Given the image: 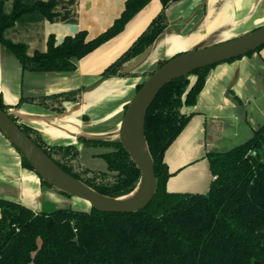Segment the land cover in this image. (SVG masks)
<instances>
[{"label":"trees","instance_id":"1","mask_svg":"<svg viewBox=\"0 0 264 264\" xmlns=\"http://www.w3.org/2000/svg\"><path fill=\"white\" fill-rule=\"evenodd\" d=\"M5 1L0 0V45L18 60L22 72L71 73L77 60L119 35L150 0H127L120 17L93 40H87L83 32L66 37L60 44L49 37L46 51L31 56L24 44L11 42L4 32L31 12L52 20L54 2L13 0L11 12L6 14ZM159 1L160 12L129 49L103 71V76L147 78L167 61L161 60L153 70L141 74L120 72L123 64L141 55L165 30L167 8L181 0ZM216 65L173 80L149 106L143 129L154 164L156 191L143 210L121 214L68 207L35 212L19 202L0 198V264H264V124L244 143L225 152L206 154L213 177L206 193L165 190L171 176L164 162L165 152L189 122L192 113L184 110L195 105ZM140 87L141 83L136 92ZM81 93L82 89H77L39 98L23 97L15 106L5 104L0 96V109L10 114L11 109L29 104L49 114H61L67 104L80 102ZM10 118L65 173L91 190L119 198L136 188L140 172L117 138L78 137L75 144H49L38 130L13 115ZM84 156L92 163L101 160L105 167L86 165ZM20 158L22 167L33 171L22 155ZM39 180L42 188H53Z\"/></svg>","mask_w":264,"mask_h":264},{"label":"crops","instance_id":"2","mask_svg":"<svg viewBox=\"0 0 264 264\" xmlns=\"http://www.w3.org/2000/svg\"><path fill=\"white\" fill-rule=\"evenodd\" d=\"M40 1L54 2L52 20L31 12L4 32L6 39L24 44L29 56L45 52L49 37L55 44L81 32L87 40L97 38L120 17L127 0ZM12 5L13 0L5 1L3 11L9 14ZM160 10V1L150 0L119 35L77 60L71 73H23L18 60L0 45V96L13 106L23 97L82 89L80 102L67 104L61 114H49L29 104H22L15 112L49 144H75L81 136L113 133L136 86L145 78H103L102 73L129 49ZM166 14L165 30L141 59L123 64L121 71H151L159 61L176 54L250 32L264 24V0H181L171 4ZM184 111L192 116L164 155L171 174L165 190L206 193L213 179L206 154L225 152L244 143L264 124V48L217 64L195 105ZM261 158L264 160V149ZM0 187L4 198L35 212L41 209L43 188L37 175L22 167L20 154L1 134Z\"/></svg>","mask_w":264,"mask_h":264},{"label":"water","instance_id":"3","mask_svg":"<svg viewBox=\"0 0 264 264\" xmlns=\"http://www.w3.org/2000/svg\"><path fill=\"white\" fill-rule=\"evenodd\" d=\"M263 45L264 24L235 38L206 46H198L190 51L176 54L167 59L163 65L155 69L141 82L140 89L135 92L132 99L127 103L122 120L113 133L97 137L81 136L85 138L118 139V142L140 172L136 188L126 196L119 198L103 196L65 173L10 118L13 115L21 120L15 112L16 108L11 109L10 114L0 109V134L24 157L38 179L40 177L54 189L85 201L90 205V208H94L99 212L136 213L143 210L150 203L156 191L154 164L145 142L143 127L146 112L159 91L175 79L187 76L205 67L243 57L250 52L256 51ZM150 46L131 62L133 63L141 59ZM120 72L129 73L121 70ZM105 77L108 76H103V78ZM137 126L138 128L140 127V131H138ZM142 145L147 159L143 156ZM2 191L4 190L0 187V198L6 199L2 196ZM134 193H137L134 198L123 200ZM253 264L261 263L254 261Z\"/></svg>","mask_w":264,"mask_h":264},{"label":"rangeland","instance_id":"4","mask_svg":"<svg viewBox=\"0 0 264 264\" xmlns=\"http://www.w3.org/2000/svg\"><path fill=\"white\" fill-rule=\"evenodd\" d=\"M123 115H124V113H123ZM123 115H122V117H123ZM89 152H91V151H89ZM89 152L86 153L87 156H88ZM85 156H84L83 160H84V162H86L85 163L86 165H92L94 163L98 167H102V168L105 167L104 163L101 160L95 159V160H93L94 162L92 163V162H88L90 159H88V157H85ZM42 193H43V195H42V206H41V209L38 211H41V210L51 211L53 209L68 208L69 207V208H72L73 210L88 212L90 209V205L88 203H86L85 201L80 200L78 198L71 197V196H65V195L57 192L53 188L48 187V186L43 187Z\"/></svg>","mask_w":264,"mask_h":264},{"label":"bare ground","instance_id":"5","mask_svg":"<svg viewBox=\"0 0 264 264\" xmlns=\"http://www.w3.org/2000/svg\"><path fill=\"white\" fill-rule=\"evenodd\" d=\"M137 129H138V131H140V127L138 128V126H137ZM142 153H143V156L147 159V155H146V152H145V150H144V148H143V145H142ZM136 194H137V193H134V194H132L131 196H129V197L123 199V200H129V199H132V198H134V197L136 196Z\"/></svg>","mask_w":264,"mask_h":264}]
</instances>
